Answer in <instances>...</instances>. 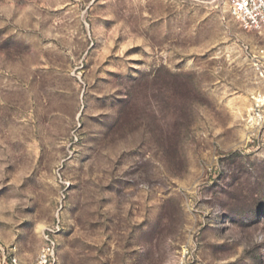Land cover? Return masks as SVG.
Listing matches in <instances>:
<instances>
[{
	"label": "rangeland",
	"instance_id": "rangeland-1",
	"mask_svg": "<svg viewBox=\"0 0 264 264\" xmlns=\"http://www.w3.org/2000/svg\"><path fill=\"white\" fill-rule=\"evenodd\" d=\"M263 44L225 0H0V240L264 264Z\"/></svg>",
	"mask_w": 264,
	"mask_h": 264
},
{
	"label": "built area",
	"instance_id": "built-area-1",
	"mask_svg": "<svg viewBox=\"0 0 264 264\" xmlns=\"http://www.w3.org/2000/svg\"><path fill=\"white\" fill-rule=\"evenodd\" d=\"M225 2L229 14L242 30L255 32L264 41V0H225ZM252 57L263 75L264 44L254 50ZM57 230L58 225L45 229L44 244L30 262L22 261L16 246L0 240V264H56L57 243L52 234Z\"/></svg>",
	"mask_w": 264,
	"mask_h": 264
},
{
	"label": "clouds",
	"instance_id": "clouds-1",
	"mask_svg": "<svg viewBox=\"0 0 264 264\" xmlns=\"http://www.w3.org/2000/svg\"><path fill=\"white\" fill-rule=\"evenodd\" d=\"M14 203V202H13Z\"/></svg>",
	"mask_w": 264,
	"mask_h": 264
}]
</instances>
